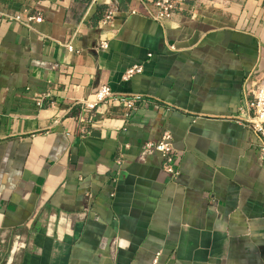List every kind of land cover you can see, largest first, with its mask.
<instances>
[{"label": "crops", "instance_id": "0c3cea01", "mask_svg": "<svg viewBox=\"0 0 264 264\" xmlns=\"http://www.w3.org/2000/svg\"><path fill=\"white\" fill-rule=\"evenodd\" d=\"M153 1L0 0L44 18L0 14V264H264V157L239 119L264 69V0H196L161 21ZM101 85L137 109L101 106L81 135L73 105ZM166 131L176 180L143 154Z\"/></svg>", "mask_w": 264, "mask_h": 264}, {"label": "built area", "instance_id": "2783aa9c", "mask_svg": "<svg viewBox=\"0 0 264 264\" xmlns=\"http://www.w3.org/2000/svg\"><path fill=\"white\" fill-rule=\"evenodd\" d=\"M176 3H171V0H154L152 7L148 8V15L158 21L163 19L172 18L175 11L178 9ZM1 15L6 16L12 20L20 22L27 27H31L32 22L42 23L44 18L40 12L29 14L28 10L25 9L22 13L15 15L0 12ZM25 14V15H24ZM116 15L114 9H110L105 13L103 23H108ZM109 47L107 41H101L97 50H106ZM150 57L152 54L149 55ZM144 66L142 64H136L130 67L125 75L124 79H129L136 74L142 73ZM255 73L248 76L245 82V90L243 94L242 103L239 107V119L246 123L254 132L256 137V145L260 154L264 157V85L256 86L255 84ZM46 96L39 98L37 105L43 106V102ZM140 100V96L128 95L114 92L110 86L101 85L94 90V92L86 99L75 102L73 107H78L76 115L77 131L81 135L89 134L91 129L95 126L96 116L99 113V107L104 106L106 110H109L112 106L123 105L130 111L137 109V103ZM72 107V108H73ZM157 152L162 157V169L170 176L172 180H176L181 174L180 164L178 160V152L173 143V136L170 131L164 132L161 139L158 142L149 141L143 146V154ZM118 165L123 164V160L119 158L117 160ZM88 193V192H87ZM90 193L87 194V198H91ZM92 211L90 204L84 206L83 212L89 213ZM83 215V214H82ZM59 218L65 220H76L81 218V214H67L64 212L59 213ZM51 224L49 223V229ZM16 242L13 245L12 253H14L15 246L17 251L25 247V239L17 234L15 237ZM116 239L111 243V252L114 254L116 247ZM160 253L155 255L152 264L158 263Z\"/></svg>", "mask_w": 264, "mask_h": 264}, {"label": "rangeland", "instance_id": "374dc122", "mask_svg": "<svg viewBox=\"0 0 264 264\" xmlns=\"http://www.w3.org/2000/svg\"><path fill=\"white\" fill-rule=\"evenodd\" d=\"M195 1L196 0H171V3H176L178 5V7H179L181 4H185V3L189 4V3H193ZM254 81H255L256 86L264 85V69H261V70H258V71L255 72ZM15 237H14V239L12 241L11 249H10L9 253H11L12 250H13V245L16 242ZM25 244L26 245H25L24 248H22L19 251H16V253H14L15 254V256H14L15 258H16V256H18L19 253H22V251L25 250L28 247V243L25 242ZM11 264H13V263H11Z\"/></svg>", "mask_w": 264, "mask_h": 264}, {"label": "bare ground", "instance_id": "6f19581e", "mask_svg": "<svg viewBox=\"0 0 264 264\" xmlns=\"http://www.w3.org/2000/svg\"><path fill=\"white\" fill-rule=\"evenodd\" d=\"M15 249L17 250V247H15Z\"/></svg>", "mask_w": 264, "mask_h": 264}]
</instances>
